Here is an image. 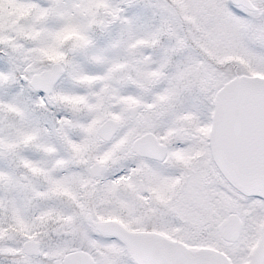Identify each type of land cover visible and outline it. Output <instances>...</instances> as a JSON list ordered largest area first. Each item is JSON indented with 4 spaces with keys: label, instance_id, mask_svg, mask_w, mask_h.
<instances>
[{
    "label": "snow or ice",
    "instance_id": "obj_1",
    "mask_svg": "<svg viewBox=\"0 0 264 264\" xmlns=\"http://www.w3.org/2000/svg\"><path fill=\"white\" fill-rule=\"evenodd\" d=\"M0 264H264V0H0Z\"/></svg>",
    "mask_w": 264,
    "mask_h": 264
}]
</instances>
